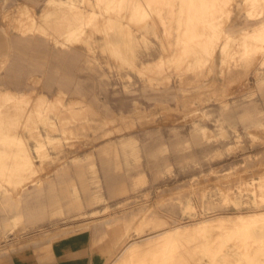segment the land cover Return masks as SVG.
<instances>
[{
    "label": "rangeland",
    "instance_id": "1",
    "mask_svg": "<svg viewBox=\"0 0 264 264\" xmlns=\"http://www.w3.org/2000/svg\"><path fill=\"white\" fill-rule=\"evenodd\" d=\"M263 24L264 0H0V40L36 38L0 45V264L89 227L110 264H264ZM49 180L64 213L17 215Z\"/></svg>",
    "mask_w": 264,
    "mask_h": 264
},
{
    "label": "crops",
    "instance_id": "2",
    "mask_svg": "<svg viewBox=\"0 0 264 264\" xmlns=\"http://www.w3.org/2000/svg\"><path fill=\"white\" fill-rule=\"evenodd\" d=\"M68 4L70 7H73L72 2ZM194 16L195 13L193 11L190 19L186 18L184 23L193 24ZM77 30H80V28H73L72 32L74 33ZM81 30L84 29L82 28ZM34 39L36 38L32 36H25L24 38H19V40L18 38L12 39L11 37H6L5 41L0 40V45H6L9 48L17 47L15 45L17 42L34 45ZM56 42L59 43L61 41L57 39ZM38 78V75H31L30 81L34 82V84L38 83ZM4 94L8 98L19 96V92H15L12 89H6ZM1 120L0 117V123ZM25 158L29 162L31 161V157L28 154L25 155ZM2 166L10 167L12 165L6 163ZM11 174L12 170L9 168L0 170V175L10 176ZM47 183V185L40 183L35 188L23 190L20 193L17 199V206L20 208L16 213L17 215L25 217L31 223H36L44 221L47 218L53 219L57 214L64 213L62 210H46L49 205H57L59 209L63 208V204L59 200H54L56 196L53 194V191H56L55 181L49 180ZM161 234L162 232L159 233V235ZM102 238V233L93 227L72 232L55 230L49 236L35 240L28 239L25 241V245H17L13 257L6 264H110L112 257L117 251V245L111 238L110 233H108V237ZM14 241L16 242L18 239ZM120 261L121 259L116 264L121 263Z\"/></svg>",
    "mask_w": 264,
    "mask_h": 264
},
{
    "label": "bare ground",
    "instance_id": "3",
    "mask_svg": "<svg viewBox=\"0 0 264 264\" xmlns=\"http://www.w3.org/2000/svg\"><path fill=\"white\" fill-rule=\"evenodd\" d=\"M262 212V211H261ZM257 213V212H256ZM252 214V213H251ZM262 214V213H261ZM256 215V214H255ZM255 215H251L249 217H247L246 215H237L236 217L232 216V215H218L216 218L214 217L213 220H210V221H216V222H227V221H237V220H241V219H257V218H260L259 216H255ZM264 217V216H263ZM262 217V218H263ZM198 223V222H197ZM209 223V220L208 221H201V223L199 224H192V225H187L186 226H177L176 228L172 229V230H167L166 232H163V234L161 235L160 239H159V242L160 243L162 241V238L164 237L165 238H170L174 235H179L180 233L182 232H185V231H190V230H194V229H197L198 227H201V226H207ZM215 223V222H214ZM157 236V235H156ZM160 236V235H159ZM157 240V239H156ZM155 240V241H156ZM151 243V242H149ZM148 242H145V243H138V244H131L125 251V253H123L124 255L122 256L121 258V263H118V264H123L124 262L128 261L129 258L132 256V255H137V253H141V252H146L147 248L149 249L150 245H149ZM148 251V250H147ZM155 255V254H154ZM136 258V257H135ZM154 258V257H153ZM156 260V259H155ZM123 262V263H122ZM128 263V262H127ZM133 264V262H132Z\"/></svg>",
    "mask_w": 264,
    "mask_h": 264
}]
</instances>
